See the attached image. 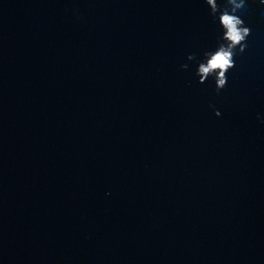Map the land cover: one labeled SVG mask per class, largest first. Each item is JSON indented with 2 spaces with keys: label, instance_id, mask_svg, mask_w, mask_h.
Segmentation results:
<instances>
[{
  "label": "water",
  "instance_id": "obj_1",
  "mask_svg": "<svg viewBox=\"0 0 264 264\" xmlns=\"http://www.w3.org/2000/svg\"><path fill=\"white\" fill-rule=\"evenodd\" d=\"M250 4L217 92L205 0H0V264H264Z\"/></svg>",
  "mask_w": 264,
  "mask_h": 264
},
{
  "label": "clouds",
  "instance_id": "obj_2",
  "mask_svg": "<svg viewBox=\"0 0 264 264\" xmlns=\"http://www.w3.org/2000/svg\"><path fill=\"white\" fill-rule=\"evenodd\" d=\"M205 3L209 15L217 24L216 43L204 49L203 54L189 53L187 60L196 62L194 73L198 81L213 80L215 90L219 92L226 86L227 73L236 65L235 57L248 47L252 29L244 19L243 10L251 4L250 0H205ZM259 5H264V0H259ZM181 68L188 69L189 63L181 64ZM215 114L222 115L220 108H215ZM257 116L264 122V115L257 113Z\"/></svg>",
  "mask_w": 264,
  "mask_h": 264
}]
</instances>
